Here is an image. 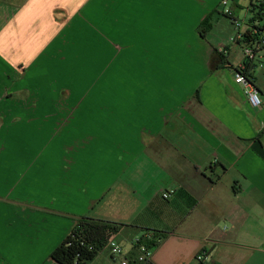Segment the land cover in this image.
<instances>
[{"label": "crops", "instance_id": "obj_1", "mask_svg": "<svg viewBox=\"0 0 264 264\" xmlns=\"http://www.w3.org/2000/svg\"><path fill=\"white\" fill-rule=\"evenodd\" d=\"M219 1L0 0V264L80 218L159 234L143 264H264V65L254 108Z\"/></svg>", "mask_w": 264, "mask_h": 264}, {"label": "trees", "instance_id": "obj_2", "mask_svg": "<svg viewBox=\"0 0 264 264\" xmlns=\"http://www.w3.org/2000/svg\"><path fill=\"white\" fill-rule=\"evenodd\" d=\"M257 16H254L257 20H261L260 11L256 12ZM254 19V18H253ZM253 19L249 20L247 26L257 30L258 35H262V29L252 25ZM257 27V28H256ZM249 31L245 32L247 38ZM257 36H254L256 38ZM254 38L245 39L246 42H251ZM239 68H236L238 71ZM251 69L250 64L244 62V72L248 73ZM125 227L115 223L95 221L89 218H80L76 220L74 227L69 234L59 243V245L50 253L49 258L57 264H88L91 262L97 254L105 248L107 241L110 238H114L120 231H123ZM138 230H132L128 233L131 239L134 237ZM142 232L150 233L149 230H140ZM151 232L147 236H140L135 239L130 252L125 258L129 261L136 259L140 254L138 251L139 245H144L147 249H153L157 246V242L160 241L161 236L159 234L154 235ZM150 235V237H149Z\"/></svg>", "mask_w": 264, "mask_h": 264}, {"label": "built area", "instance_id": "obj_3", "mask_svg": "<svg viewBox=\"0 0 264 264\" xmlns=\"http://www.w3.org/2000/svg\"><path fill=\"white\" fill-rule=\"evenodd\" d=\"M252 2V1H251ZM257 10L260 11V17L262 22H264V0H253ZM228 2L227 0L222 1V14L225 15L226 17L229 18L231 21L232 25L234 26L235 34L234 36H231L229 39V42L231 44H240L241 51L243 54V63L240 67H238V71L235 70L234 74V82L236 84H240L243 86L244 93L247 98V102L249 103L250 106L256 108L260 106V97L258 95L257 89L254 87V80L253 77L249 73L244 72V62H247L250 64V66L253 67H262L263 62H264V33L262 35H258V32L256 29L251 28L247 26V23H244V21L238 20L232 10L227 7ZM244 25V30H242V27ZM254 26L259 27L262 29V32H264V29L260 25H255ZM256 27V28H257ZM249 31V34L247 38L245 37V32ZM254 36H257L254 38ZM248 38H254L251 42H246L245 39ZM173 194V191H164L161 194L162 199L166 200L168 199L171 195ZM159 242V241H158ZM105 248L108 249L109 253L113 258H118L120 264H143L145 263L152 251V249H147L144 245H139L138 251H139V256L132 260L129 261L125 258L123 255V250L122 248L115 242L114 238H110L106 245ZM202 257L199 256L197 259H201Z\"/></svg>", "mask_w": 264, "mask_h": 264}, {"label": "rangeland", "instance_id": "obj_4", "mask_svg": "<svg viewBox=\"0 0 264 264\" xmlns=\"http://www.w3.org/2000/svg\"><path fill=\"white\" fill-rule=\"evenodd\" d=\"M222 1L223 0H220L219 4L217 5L218 12L220 13V14L219 13L217 14V16H219V17H217L218 20H219V23L217 24L215 29L213 27V31H212V34H211L212 38L214 36H216L218 39H220V38L224 39V37H226V35H227L226 34L227 29H226L225 25L222 23V20H225L227 22H230V20H229L228 17H226L225 15L222 14V9H223L222 6H221ZM227 2H228L227 7L232 10L234 16L238 20L242 21V19H244V17H246L248 15L247 12L245 11V9H242V8H238L237 9L233 5V3H236V2L242 3L243 2L242 0H227ZM243 4H245V2ZM212 25L214 26V24H212ZM228 26L230 28L229 35L230 36H234V34H235L234 26L232 25V27H231L229 23H228ZM209 38H211V37H209ZM228 43H229L230 46H233L234 51L237 52L238 55L239 54H240V56L242 55V51H241V48H240L239 44H236L234 46V44H231L229 41H228ZM263 65H264V62H263ZM119 243H120V247L122 248L123 251H127L129 249V244L126 241H121Z\"/></svg>", "mask_w": 264, "mask_h": 264}]
</instances>
